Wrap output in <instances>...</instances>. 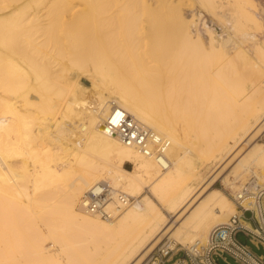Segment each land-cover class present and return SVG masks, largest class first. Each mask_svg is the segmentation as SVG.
<instances>
[{
  "label": "bare ground",
  "instance_id": "6f19581e",
  "mask_svg": "<svg viewBox=\"0 0 264 264\" xmlns=\"http://www.w3.org/2000/svg\"><path fill=\"white\" fill-rule=\"evenodd\" d=\"M262 19L257 0H0V264H145L235 214L218 179L264 186ZM103 180L110 218L80 204Z\"/></svg>",
  "mask_w": 264,
  "mask_h": 264
},
{
  "label": "built area",
  "instance_id": "2783aa9c",
  "mask_svg": "<svg viewBox=\"0 0 264 264\" xmlns=\"http://www.w3.org/2000/svg\"><path fill=\"white\" fill-rule=\"evenodd\" d=\"M197 22L196 28L204 36H207L205 26L208 25L217 33L222 32L221 27L205 13ZM111 189L106 180L92 185L81 197V206L88 212L110 218L111 212L107 206L113 199ZM119 195L122 201L127 200L123 193ZM234 200L238 211L226 221L213 226L205 239H196L186 247H174L171 240L166 238L148 254L145 264H223L222 260L229 262L230 258L241 264H264V255L255 252L249 245L264 246V186L251 178L234 194ZM253 221L255 225H252ZM239 232L242 234L238 235ZM240 235L245 238L241 240ZM180 253L183 255L179 257Z\"/></svg>",
  "mask_w": 264,
  "mask_h": 264
},
{
  "label": "rangeland",
  "instance_id": "374dc122",
  "mask_svg": "<svg viewBox=\"0 0 264 264\" xmlns=\"http://www.w3.org/2000/svg\"><path fill=\"white\" fill-rule=\"evenodd\" d=\"M258 1V3H259V6H260V10H261V16H262V18H264V1L263 0H257ZM187 12H189V10H187ZM262 21H263V30L259 33V36H260V38H261V40H263V38H264V19H262ZM263 32V33H262ZM261 34V35H260ZM259 139L260 140H264V137H263V135H261L260 137H259ZM126 165H128L130 168H132L133 167V164L132 163H130V162H127L126 163ZM253 178V177H252ZM249 179H251V177H249ZM248 179V180H249ZM217 186H219V187H221V188H223L224 190H225V192L228 194V195H230V197L234 200V193L232 192V190L231 189H229V186H224L223 184H222V181L220 180V179H218L217 181H216V183H215ZM228 189V190H227ZM233 194V195H232ZM235 201V200H234ZM245 238V236L244 235H240V239L241 240H243ZM166 239V238H165ZM164 239V240H165ZM163 240V241H164ZM182 246V245H181ZM252 248H253V250L255 251V252H257V253H262V254H264V248H262V247H256V246H252ZM183 255V253H180L178 256L180 257V256H182ZM229 261H230V263H228V262H224L223 260H222V263L223 264H241V263H239V262H237V261H235L234 259H232V258H230L229 259ZM145 262H146V260H145Z\"/></svg>",
  "mask_w": 264,
  "mask_h": 264
},
{
  "label": "crops",
  "instance_id": "0c3cea01",
  "mask_svg": "<svg viewBox=\"0 0 264 264\" xmlns=\"http://www.w3.org/2000/svg\"><path fill=\"white\" fill-rule=\"evenodd\" d=\"M252 223V225H255L256 224V222H251ZM250 245V247L252 248V246H255L254 244H249ZM257 247V246H256ZM259 247H262V248H264V246H259ZM253 249V248H252ZM259 254H262V253H259ZM264 255V254H263ZM228 263H230V261L228 262Z\"/></svg>",
  "mask_w": 264,
  "mask_h": 264
},
{
  "label": "water",
  "instance_id": "95a60500",
  "mask_svg": "<svg viewBox=\"0 0 264 264\" xmlns=\"http://www.w3.org/2000/svg\"><path fill=\"white\" fill-rule=\"evenodd\" d=\"M104 128H105V129H107V128H108V126H104ZM239 234H242V232H239V233H238V235H239Z\"/></svg>",
  "mask_w": 264,
  "mask_h": 264
},
{
  "label": "trees",
  "instance_id": "16d2710c",
  "mask_svg": "<svg viewBox=\"0 0 264 264\" xmlns=\"http://www.w3.org/2000/svg\"><path fill=\"white\" fill-rule=\"evenodd\" d=\"M127 168H130L128 165H126Z\"/></svg>",
  "mask_w": 264,
  "mask_h": 264
}]
</instances>
